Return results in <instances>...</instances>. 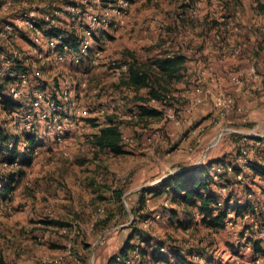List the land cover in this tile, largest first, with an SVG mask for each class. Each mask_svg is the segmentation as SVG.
<instances>
[{"label": "rangeland", "instance_id": "374dc122", "mask_svg": "<svg viewBox=\"0 0 264 264\" xmlns=\"http://www.w3.org/2000/svg\"><path fill=\"white\" fill-rule=\"evenodd\" d=\"M263 9V0H11L10 4L0 0V69L15 58L28 68V74L18 75L20 82L8 87L15 89L21 107L8 113L0 106V122L12 134L34 133L38 143L29 165L9 163L0 154V185L11 174L17 175L9 199L0 196V264H106L133 227L151 244H162L161 252L171 260L168 246L182 249L187 260L198 264H264V255L253 244L260 242L264 252V236L258 234L264 229V178L246 168V162L264 167V141L253 144L244 137L264 138L260 117L264 107L258 109L257 121L250 104L240 109L243 115L237 124L220 122L215 116L213 136L204 139V155L193 165H210L214 182L225 168L211 160L213 156L242 168L237 174L230 172L229 188L212 184L220 206L225 198H232L224 228L208 229L195 210L186 216L169 197L148 192L161 189L164 179L187 168L183 151L176 141L167 140L163 127L171 120L170 107L175 108L176 122L172 121L180 125V110L175 107L180 98L175 100L178 94L172 83L186 80L187 70L196 76L194 54L202 51L198 40L212 30L211 25L220 24L214 18L229 19L236 27L242 17L252 18ZM24 14L36 22L52 16L59 26L73 24L71 30L79 33L81 43L88 40L90 48L84 51L80 44L78 50L57 51L50 39L24 23ZM85 29L91 32L88 38ZM183 42L190 58L187 64L176 77H159L168 105L142 102L140 96L145 97L147 89L127 87L124 67L132 59L150 64L178 55ZM241 49L246 56L249 49ZM258 49L264 56V46ZM237 57L230 60L228 74L230 79L243 75L239 82H230L255 86L253 81L258 80L263 85L264 75L258 72L255 77L247 71L252 65L264 68V58L248 63ZM205 62L202 54L200 64L208 73ZM191 82L197 83L193 78ZM215 94L222 102L224 98ZM256 99L262 100L256 107H262L264 93L256 94ZM199 100L196 97L194 103ZM139 106L161 115L141 118ZM222 112L217 116L222 117ZM109 116L120 124L122 155L113 156L92 144ZM245 143L251 152L242 156L239 149ZM17 150L22 156L25 145L20 142ZM235 204H250L253 211L236 216L231 208ZM170 208L180 213L172 217ZM133 240L145 247L137 237ZM201 252H205L202 258Z\"/></svg>", "mask_w": 264, "mask_h": 264}, {"label": "trees", "instance_id": "16d2710c", "mask_svg": "<svg viewBox=\"0 0 264 264\" xmlns=\"http://www.w3.org/2000/svg\"><path fill=\"white\" fill-rule=\"evenodd\" d=\"M51 17L40 22L33 20V26L48 39L55 41V49L57 51L61 52L65 49L78 50L82 38H80L76 30H71L73 24L68 25L70 28L59 26L54 21V18ZM183 63L184 57L181 55L158 58L150 64H147L145 61L139 62L136 59H132L127 63V74L123 83L127 87L137 90L146 88V96H140L142 102L156 100L162 103L165 99L168 100V98L165 96L167 90L159 82V77L164 75L169 78L176 77L177 71L182 67ZM9 69L13 75H9L8 73L0 75V106L3 111L8 113L21 107V103L9 93L8 87L21 81L18 77L19 74H28V68L21 59L15 58V60H11ZM33 75L35 76V74ZM138 110L137 115L141 118H156L161 115V111L145 106H139ZM247 138L257 143H263L264 141V138L261 137L249 136L245 140ZM20 142L25 145L22 156L17 150V145ZM92 144L97 150L108 152L113 156L124 154L125 150L122 145L120 124L111 116L106 118L104 124L93 135ZM35 145H38V143H36L34 133L19 132V134H12L0 122V154L5 156V161L9 163L21 161L20 163L29 165L33 159ZM244 147L249 150L246 147V143ZM239 153L242 154L241 147ZM216 163L225 168L224 174L219 176L216 182H214L215 180L213 181L209 170L210 165L202 166V164H198L176 172L161 182V189H152L148 190V192L154 195H165L166 198L169 197L171 203L181 207V212L186 216L190 215L191 210H195L201 217V223L208 229L217 230L224 228L228 218V205L232 198L230 196L227 199L225 198L223 206H219V200L212 190V184L220 183L221 186L229 188V174H237L242 168L225 163L222 159H217ZM228 167L230 168L229 172H227ZM246 168H251L255 173L260 174L264 178L263 166L246 162ZM16 181L17 175L11 174L7 182L0 185V196L3 199H9L13 190V184ZM117 195L120 197V192ZM231 208L234 210L236 216L242 215L244 210H252L250 204H235ZM179 213L180 211L177 208H170V215L172 217H176ZM137 231L138 229L131 228L119 252L110 256L106 260V264H198L194 260H187L183 255L184 251L182 249L176 247L170 248L168 246L166 251L174 259L171 260L165 253L161 252V249L164 248L162 244H151L149 238ZM136 237L140 243L145 244L144 248H141L139 243L134 242L133 239ZM253 244L255 249L260 251L259 254L264 255V252L260 248V242L253 241ZM204 255L205 252L200 253L201 258Z\"/></svg>", "mask_w": 264, "mask_h": 264}, {"label": "crops", "instance_id": "0c3cea01", "mask_svg": "<svg viewBox=\"0 0 264 264\" xmlns=\"http://www.w3.org/2000/svg\"><path fill=\"white\" fill-rule=\"evenodd\" d=\"M255 4H257V2L253 1L252 5L254 6ZM214 19V21L220 24L211 25L212 30H210L209 33L205 31L204 37L198 40L199 44L202 46V51L194 54L196 61L194 66H198L196 76L190 75L189 70H187V72L183 73V79L186 80L172 83L175 87L174 93L178 94L175 96V100L180 98L178 101L179 103L175 105V107L180 110L179 116L177 117V119L180 120V125L175 126V122L170 120L165 123L163 127L164 135H166L167 140L176 141V143H178L177 148L181 152L183 151L181 155L183 160L187 163L184 167L193 166L204 155V139L213 136V128L215 127L213 126L214 123L212 119L215 116L220 122L237 124V121L241 119V115H243L240 109L250 104L253 105L251 107H255V110L252 112V119L257 121L258 109L261 110L264 107V105L260 108L256 107L259 103H262L261 99H256V94L264 93V84L259 85L257 83L258 80L253 81L256 82L254 83L255 86H248L247 83L243 84V82L239 84L232 83L230 82L231 79L228 74V71L232 70L230 69V60L236 58V56H238V60L242 58L243 62L246 61L248 63L259 62L264 58V56L259 55L260 51L258 49L259 46H264V11L263 13L252 15V18L248 17L244 19V17H242V20L236 22V27L233 26L234 23L232 22L231 28L226 27V22H221L222 20H217V18ZM235 20H237V18ZM218 34L220 39H216L215 37ZM180 44L181 45L179 46L178 44V46L182 48L180 52L177 51L176 54L183 56L184 64H187L189 56L183 49L185 42ZM229 46H235L241 50V52H239V54H233L231 51L226 50ZM242 47L249 49L246 56L243 55ZM201 53L204 55V58L207 59L204 66L209 69L208 73H204V68H202L203 66L200 64L202 60ZM257 69L259 74L261 73L263 76L264 68L257 66ZM191 78L195 79L197 83L193 84V82H191L190 84ZM199 82L201 85L196 88H202L201 93L195 88ZM204 89H207V92H204ZM256 91H259V93H256ZM215 92H218L219 95L224 98L221 100L222 102L218 103V95H216ZM196 97L200 98L197 104L194 103ZM161 107L164 108V106ZM223 109H225V114L222 112ZM221 112L223 113L221 114L222 117H218V113ZM260 117L264 119V111L260 114ZM262 122H264V120H262ZM204 133L206 134L205 136ZM251 141L253 144H257V142ZM210 154L211 152L209 151L208 155L210 156ZM219 157L220 156L217 155L213 156L211 160L220 159Z\"/></svg>", "mask_w": 264, "mask_h": 264}, {"label": "built area", "instance_id": "2783aa9c", "mask_svg": "<svg viewBox=\"0 0 264 264\" xmlns=\"http://www.w3.org/2000/svg\"><path fill=\"white\" fill-rule=\"evenodd\" d=\"M10 1L11 0H6V3L7 4H10ZM120 6L121 7H124L125 6V3H123V2H121L120 3ZM76 8L78 9V6H76ZM24 16V18H25V24L28 26V27H30V28H32V29H34V30H36L35 29V27L33 26V20H29V18H26V16L27 15H23ZM226 21V24H227V28H231V26H232V22L228 19V20H225ZM84 34H85V36L88 38V37H90V35H91V32L89 31V30H87V29H85L84 31ZM38 33H39V31H38ZM91 37H93V35L91 36ZM216 37V39H220V36H219V34L218 35H216L215 36ZM50 44L51 45H55V41L54 40H51V42H50ZM81 47L83 48V50L84 51H86V50H88L89 48H90V44H89V41L88 40H84L83 41V43H81ZM226 50L227 51H231L233 54H238L239 53V49L238 48H236L235 46H229V47H227L226 48ZM261 64H262V66L264 67V61L263 62H261ZM5 65H6V68H1L0 69V71H2L4 74L5 73H8L9 75H13V73H11L9 70V64H8V62L7 63H5ZM252 68L249 70V71H247V73L248 74H255V77L258 75L257 73H258V70H257V67L256 66H254V65H252L251 66ZM125 69L127 68L126 66L124 67ZM0 74L1 75H3L1 72H0ZM241 75H243V74H237V75H235V76H233V77H231V79L234 81V82H239L240 81V77H241ZM22 76H24V74L22 75ZM9 93L13 96V97H15V95H16V93H15V89L14 88H9ZM197 91H201L199 88H197ZM152 102H159V101H156V100H153ZM167 102L168 101H166V99L162 102V105H164V106H167L168 104H167ZM161 103V102H160ZM53 104H55V102H51L50 103V105L51 106H53ZM171 111V112H170ZM168 117H169V119H171V120H173V121H175L176 122V115H175V108H172V107H170V109H169V114H168ZM223 134H222V132H219V134H218V137H221ZM244 137H247V136H244ZM214 140H215V138H214ZM214 143H210V146H212ZM241 152H242V156H244V155H246L247 154V152H251L250 150H248L247 148H241ZM263 159H264V154H263ZM227 170H229L230 171V168L228 167L227 168ZM218 171H219V169H218ZM218 205L220 206L221 205V202L219 201L218 202ZM259 236H264V229H261L260 231H259Z\"/></svg>", "mask_w": 264, "mask_h": 264}]
</instances>
